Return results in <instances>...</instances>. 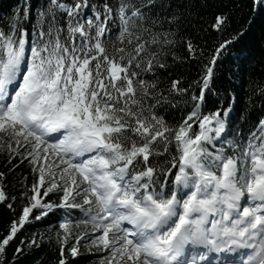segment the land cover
<instances>
[{"label": "snow or ice", "instance_id": "obj_1", "mask_svg": "<svg viewBox=\"0 0 264 264\" xmlns=\"http://www.w3.org/2000/svg\"><path fill=\"white\" fill-rule=\"evenodd\" d=\"M30 8L0 25V205L15 215L12 175L22 205L0 264L45 244L55 264L85 253L91 264H264V105L233 121L215 78L243 31L226 35L229 16L215 15L204 62L172 0H47L34 19ZM179 49L198 78L162 87ZM46 218L47 239H21L9 261L17 234Z\"/></svg>", "mask_w": 264, "mask_h": 264}, {"label": "trees", "instance_id": "obj_2", "mask_svg": "<svg viewBox=\"0 0 264 264\" xmlns=\"http://www.w3.org/2000/svg\"><path fill=\"white\" fill-rule=\"evenodd\" d=\"M24 0H0V25H3L8 16L12 15L17 6L23 7ZM32 18L38 8L47 3V0H29ZM173 8L178 9L184 16V22L181 27L182 34L190 38L193 43L199 44L205 51L207 57L211 50L218 43V35L212 30L204 32L202 29L207 27L217 14H226L231 21L229 33L233 35L243 31V35L229 46L230 50L218 61L215 70L216 86L219 93V99L225 105L229 103V94L234 97V107L230 114L233 121H236L241 113L245 111L249 103L254 105L249 112V118L256 121L262 114L261 105H264V93L260 91L264 88V11L253 10L251 0H172ZM181 55L185 56L182 62L173 63L169 58L168 63L172 65L168 72H161L162 87H168L172 79H181L185 85L198 78L201 67L196 62L190 61L186 57V49H179ZM217 105V98L213 97L208 107L213 108ZM181 113L177 109H169L166 118L179 120ZM0 171H7L0 161ZM19 173V169H17ZM27 173L25 172V175ZM17 175L10 176L11 184L8 186L10 195H17V201L14 204L15 215L0 205V239L8 232L11 222L18 218L21 211V203L17 194L16 184ZM31 178H29L30 180ZM47 218L43 222L25 225L17 234V239L10 243L7 249L9 261L21 239H31L34 234H45L47 239ZM83 252V249H81ZM27 255L18 257V264H55L57 258L56 248L45 244L39 250L28 252ZM79 264H91V258L84 254L75 258ZM71 264V261H70Z\"/></svg>", "mask_w": 264, "mask_h": 264}]
</instances>
